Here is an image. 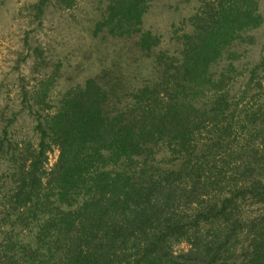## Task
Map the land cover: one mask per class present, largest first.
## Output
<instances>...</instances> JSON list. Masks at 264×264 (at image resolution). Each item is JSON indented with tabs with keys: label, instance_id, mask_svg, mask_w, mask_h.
I'll return each mask as SVG.
<instances>
[{
	"label": "trees",
	"instance_id": "16d2710c",
	"mask_svg": "<svg viewBox=\"0 0 264 264\" xmlns=\"http://www.w3.org/2000/svg\"><path fill=\"white\" fill-rule=\"evenodd\" d=\"M158 1L100 0L118 59L56 94L61 61L26 42L0 104V264H264V0L178 2L197 6L174 50L145 27Z\"/></svg>",
	"mask_w": 264,
	"mask_h": 264
},
{
	"label": "rangeland",
	"instance_id": "374dc122",
	"mask_svg": "<svg viewBox=\"0 0 264 264\" xmlns=\"http://www.w3.org/2000/svg\"><path fill=\"white\" fill-rule=\"evenodd\" d=\"M37 1L0 0V104L2 105L4 104L2 99L14 98L19 94L21 85L18 78L20 76H17L16 71H13L14 83L11 72L15 61L22 58V49L27 41L32 45L33 57L45 58L46 62L51 64L50 60L55 62L59 59L61 61L62 73L65 78L55 85L56 88L51 89L53 94L62 91L61 88H58V86H62V83H65V86L68 85L67 78H73L70 82L75 83L77 80L82 81L86 77L96 74L99 70L100 55L104 54L105 58L109 59L108 61L114 58L118 59L114 54L115 46L109 49L104 45L101 46V43L97 46L92 35L93 20L100 18L102 12V10H96L100 0H76V4L74 3L68 9H65V0H50L44 11L45 15L42 14L39 19L34 21L36 8L33 5ZM180 1L182 0H172L171 2L170 0H159L146 14L145 27L160 34L163 40L162 46L171 50L176 48L171 42L173 25L179 27L185 15L197 6L193 2L187 3L185 4L187 7L182 9L181 14L179 12L175 14L172 12L174 9L172 7ZM169 2L172 3V6ZM168 5L169 8H167ZM259 35L261 36V34ZM35 47L40 48L41 56L37 55ZM252 53L258 57L260 49L252 50ZM26 59L28 63L20 65L21 76L26 78L25 85L30 88L37 81L34 79L36 74L30 65L33 61L28 56ZM65 68L69 69L74 77L68 76ZM18 122L23 124L24 130H28L32 125L30 116L27 115L20 118ZM57 157V150L51 152L48 166L53 165ZM183 247L185 244L178 248Z\"/></svg>",
	"mask_w": 264,
	"mask_h": 264
}]
</instances>
